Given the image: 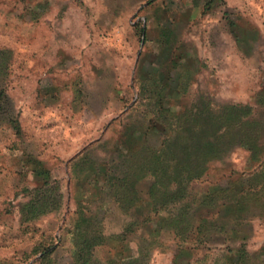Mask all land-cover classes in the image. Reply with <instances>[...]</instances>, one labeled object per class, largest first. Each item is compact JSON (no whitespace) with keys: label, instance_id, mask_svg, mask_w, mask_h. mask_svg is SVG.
Instances as JSON below:
<instances>
[{"label":"rangeland","instance_id":"obj_1","mask_svg":"<svg viewBox=\"0 0 264 264\" xmlns=\"http://www.w3.org/2000/svg\"><path fill=\"white\" fill-rule=\"evenodd\" d=\"M152 76L165 107L248 106L241 135L263 141L258 159L237 146L212 160L184 218L144 193L115 207L103 174L127 170L123 131L159 147L138 98ZM45 181L48 207L23 221ZM78 203L106 237L86 263L73 260ZM0 264H264V0H0Z\"/></svg>","mask_w":264,"mask_h":264},{"label":"trees","instance_id":"obj_2","mask_svg":"<svg viewBox=\"0 0 264 264\" xmlns=\"http://www.w3.org/2000/svg\"><path fill=\"white\" fill-rule=\"evenodd\" d=\"M224 14L227 13L224 12ZM165 48L173 50L171 45ZM174 53L175 51L171 54L173 57L170 60L172 63H178ZM151 78L137 81L138 98L142 100L140 102L142 112H145L148 117L147 128L151 126L159 131L160 145L159 147H133L134 138L123 131L127 153L122 154V163L125 164L127 170H120L121 176L117 173L110 174L107 170L103 174L110 185V192L116 203L115 207L126 210L129 204L134 203L133 201L135 203L141 201L140 194L144 193L146 201L152 205L153 213L161 210L170 213L177 210L179 217L184 218L197 202L195 195L189 192V186L205 176L212 160H222L237 146L249 150L251 159H258L262 152L260 145L263 141L255 136L250 137L249 134L241 135L240 126L249 116L248 106L230 104L218 108L214 113L212 108L209 111L206 109L209 104L204 101L200 106L194 105L192 108L182 107L181 110H175L164 106L165 95L162 94L161 83L158 79L155 81V76ZM181 80L184 81L185 86L188 85L187 80L181 75L177 78V84ZM242 108L246 112L241 111ZM180 112L183 113L179 114ZM146 178L150 179L149 185L144 189L142 186L139 190V185ZM45 186H48L46 181L30 192V199L21 207L23 221L37 218L39 212H43L48 207L47 197L43 194ZM46 189L51 188L48 186ZM122 191L126 193L122 194ZM123 195L126 199L120 198ZM51 199L55 201L54 196ZM214 199V194L209 191L199 204L206 208ZM78 205L77 222L73 228L76 238L73 260L75 263L81 261L86 263L89 262L93 247L103 243L106 237L103 234V226L95 221L92 212L84 207V204L78 203ZM54 208L52 206L46 211L52 212ZM207 214L205 212L202 215ZM177 220L172 219L174 231L180 230ZM137 224L138 222L130 217L127 225L123 226L117 234L118 237L121 240L126 238L137 227ZM197 241L200 242V239Z\"/></svg>","mask_w":264,"mask_h":264}]
</instances>
